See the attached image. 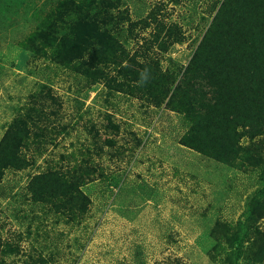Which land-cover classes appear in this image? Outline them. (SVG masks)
Returning a JSON list of instances; mask_svg holds the SVG:
<instances>
[{"label": "rangeland", "instance_id": "rangeland-1", "mask_svg": "<svg viewBox=\"0 0 264 264\" xmlns=\"http://www.w3.org/2000/svg\"><path fill=\"white\" fill-rule=\"evenodd\" d=\"M145 1L150 6L146 12L156 3H166L160 14L165 12L185 29L192 8L199 11L212 4V0ZM41 5L37 0V9ZM45 11L23 25L20 6L0 10V137L15 117L18 129L28 126L39 133L22 147V155L30 159L27 170L1 176L2 264H264V191L256 190L261 187L264 131L240 139L249 155L233 168L179 145L177 139L186 126L178 115L164 112L151 123L140 99L116 96L119 108L109 111L113 123L121 122V130L105 133L100 126L109 118L96 113L101 96L94 97L100 85L84 93L72 72L58 66L45 69L44 60H31L21 48ZM131 15L136 18L133 10ZM193 27L185 30L186 41L167 54L183 64L193 53ZM33 93L39 94L45 111L59 101L50 122L40 118L32 122L28 99ZM91 123L97 130L88 129ZM147 127L160 141L145 150L147 142L138 137L147 136ZM55 169L86 182L80 187L91 203L82 215L54 212L52 205L24 195L30 174ZM110 173L122 177L103 193V179ZM256 192L261 193V205L250 225L248 197Z\"/></svg>", "mask_w": 264, "mask_h": 264}, {"label": "trees", "instance_id": "trees-1", "mask_svg": "<svg viewBox=\"0 0 264 264\" xmlns=\"http://www.w3.org/2000/svg\"><path fill=\"white\" fill-rule=\"evenodd\" d=\"M36 2L0 0V10L20 6L23 25L46 10L21 42V48L31 60H44L45 69L58 66L63 72H72L81 82L78 90L82 88L84 93L100 85L94 97L101 96L96 113L105 120L109 118L100 126L105 133L121 130V122L113 123V112L109 111L119 108L116 96L126 101L140 99L151 123L164 112L179 116L186 126L177 139L179 145L222 165L236 168L238 162L244 163L249 151L240 139L264 131V0H212L210 8L208 4L199 11L192 8L184 24L186 29L194 25L196 36L190 40L193 53L186 64L167 55L187 36L181 24L170 21L165 12L160 14L161 9L166 11V3H156L146 12L150 6L145 0H42L40 9ZM145 70L149 80L139 86L140 73ZM38 95L33 93L28 99L32 103L28 113L34 115L32 122L36 118L50 122V115L58 112L60 103L57 100V107L45 111ZM82 116L83 113L78 118ZM15 119L0 137V180L6 171L27 170L30 159L22 155V147L30 136L38 138V132L28 126L18 129ZM88 126L85 128L97 130L93 123ZM145 135L138 138L147 142L146 150L157 143L158 137L148 127ZM102 170L103 167L101 177L106 175ZM107 176L103 179V193L107 186L117 185L122 174L118 178L113 173ZM259 179L261 187L256 190L264 191V164ZM85 183L67 170L55 169L30 174L24 195L31 201L52 205L54 212L78 217L91 203L80 187ZM260 194L248 197L250 225L258 218ZM3 252L0 237V255ZM235 253L242 254L239 248ZM3 260L1 256L0 264Z\"/></svg>", "mask_w": 264, "mask_h": 264}, {"label": "clouds", "instance_id": "clouds-1", "mask_svg": "<svg viewBox=\"0 0 264 264\" xmlns=\"http://www.w3.org/2000/svg\"><path fill=\"white\" fill-rule=\"evenodd\" d=\"M148 80H149V74H148V71L145 70V71L140 73V79L138 81V85L143 86L144 84H146L148 82ZM158 141H160V140H158ZM151 147H153V145L150 144V149H151ZM124 160H122V161H124Z\"/></svg>", "mask_w": 264, "mask_h": 264}]
</instances>
